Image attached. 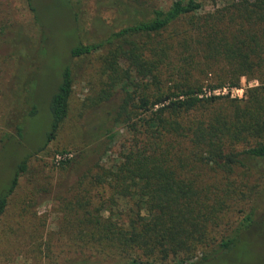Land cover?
I'll return each mask as SVG.
<instances>
[{
  "label": "rangeland",
  "instance_id": "1",
  "mask_svg": "<svg viewBox=\"0 0 264 264\" xmlns=\"http://www.w3.org/2000/svg\"><path fill=\"white\" fill-rule=\"evenodd\" d=\"M139 1L147 5L144 9L150 5L167 7L172 0ZM136 5L140 4L134 0H70L68 4L62 0H0V189L9 181L16 164L30 155L27 169L20 174L0 216V264H122L130 257L146 264H173L172 259L146 260L139 250L130 254H119L115 247L104 250L102 244L84 236L91 232L83 220L88 208L85 200L92 194L94 206L109 195L107 189L91 181L89 171L99 159L106 166L117 162L120 143L130 135L126 128L116 126L119 132L108 146L105 138L92 133L119 95L105 103L89 105L110 84L108 48L73 58L69 50L77 43L106 39L128 18L132 20ZM221 5L206 2L200 15ZM169 32L156 40L166 39ZM192 52L185 56L190 66L196 63L197 68H193L189 79L201 84V91L194 95L222 96L212 103L215 112L232 115L231 100L237 99L241 107L248 91L264 89L263 80L247 76H241L238 85L231 86L230 69L222 60L213 61L207 68V48ZM176 57L175 49L164 60L166 86H171L172 78L183 72L181 69L177 73L180 61ZM261 60L255 71L260 78L264 77V54ZM118 63V68L125 69V63ZM66 64L73 74L69 112L55 138L40 149L49 126V97ZM148 84L153 87V82ZM30 85L37 112L23 122V134L17 137L15 126L33 103L28 94ZM195 118L207 117H187L189 123ZM5 134L11 136L7 138ZM255 141L251 139V143L238 144L236 148L241 150ZM242 160L244 166L229 170L206 164L183 169L186 181L201 189L200 200L213 210L204 215L209 245L235 232L246 214L251 219L248 228L240 230L250 242L247 247L240 243L236 250L196 264H264V158L243 155ZM101 213L108 215L107 211ZM82 234L83 238H78ZM209 245L207 248H211Z\"/></svg>",
  "mask_w": 264,
  "mask_h": 264
},
{
  "label": "trees",
  "instance_id": "2",
  "mask_svg": "<svg viewBox=\"0 0 264 264\" xmlns=\"http://www.w3.org/2000/svg\"><path fill=\"white\" fill-rule=\"evenodd\" d=\"M62 1L68 4L70 0ZM134 1L140 5L133 9L132 20L128 18L104 40L77 43L69 50L73 58L108 48L110 84L89 105L105 103L119 95L92 133L105 138L108 146L119 132L116 126L126 128L130 135L120 143L117 162L106 166L99 159L89 171L91 181L107 189L109 193L103 191L109 195L94 206L92 194L85 200L88 208L83 220L91 232L84 236L102 244L104 250L115 247L119 254L139 250L146 260L172 259L173 264L205 262L216 254L236 250L240 243L247 247L250 242L240 230L248 228L249 214L240 220L235 232L209 245L204 215L213 210L200 200L201 189L186 181L183 169L206 164L229 170L244 166L243 155L264 158V89L248 91L241 107L237 99L231 100L232 115L215 112L212 103L222 96L194 95L201 91V84L190 80L197 64L193 63L190 70L191 61L185 54L207 48V68L213 61L222 60L230 69L231 86H237L241 76L264 81L255 74L264 54V0H172L167 7L150 5L144 9V2ZM206 2L222 5L200 15ZM179 23L183 25L176 26ZM167 31L166 39L156 40ZM175 49L180 61L177 73L181 69L183 72L172 78L171 86H166L164 60ZM121 61L125 63L122 70L118 68ZM72 88V68L66 64L49 97V126L40 149L55 138L65 121ZM31 91L30 85L29 98ZM31 99L33 103L15 126L17 137L23 134V122L37 112ZM190 115L207 118H195L189 123ZM251 139H256L254 145L237 150L238 144L251 143ZM29 156L16 164L9 181L0 189V216L20 174L27 169ZM103 211L108 212L106 217ZM127 259L122 264H146L138 258Z\"/></svg>",
  "mask_w": 264,
  "mask_h": 264
}]
</instances>
